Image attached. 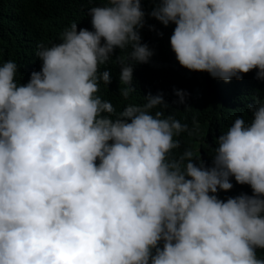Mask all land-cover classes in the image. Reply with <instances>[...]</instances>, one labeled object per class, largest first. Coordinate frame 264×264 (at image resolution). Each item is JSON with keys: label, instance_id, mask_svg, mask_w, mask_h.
<instances>
[{"label": "clouds", "instance_id": "clouds-1", "mask_svg": "<svg viewBox=\"0 0 264 264\" xmlns=\"http://www.w3.org/2000/svg\"><path fill=\"white\" fill-rule=\"evenodd\" d=\"M87 2L92 30L72 22L39 43L22 83L15 61L0 63V264H264V99L215 138L208 166L191 149L171 155L193 131L162 93L120 112L98 95L116 48H131L115 56L120 94L136 90L134 66L154 55L141 29L163 36L146 16L175 25L182 67L264 80V0ZM232 177L252 194L219 198Z\"/></svg>", "mask_w": 264, "mask_h": 264}, {"label": "trees", "instance_id": "trees-1", "mask_svg": "<svg viewBox=\"0 0 264 264\" xmlns=\"http://www.w3.org/2000/svg\"><path fill=\"white\" fill-rule=\"evenodd\" d=\"M93 6L96 4H90L87 0H0V49H3L0 63L9 59L15 61L19 66L16 78L22 83L27 71L37 68L36 61L39 58L36 57V51L39 43L48 46L58 43L59 34L72 22H77L78 29L84 27L92 30L91 17L87 11ZM142 7L147 13L152 5L142 3ZM146 20L147 24L155 25L157 30L163 32V36L149 30L147 25L141 29V42L154 49V55L148 63L134 66L133 86L136 90L130 93L128 99L120 94L119 89L125 85L119 83L120 67L115 56H125L131 48H116L113 59L101 65V71L110 70L112 81L108 87L101 82L98 95L110 101L120 112L128 104L145 103L144 96L149 92L153 95L162 93L176 119L193 131L191 136L188 132L174 136V139L181 141V147L174 149L171 155L176 157L185 149H191L194 154H201L206 164L211 166L215 138L226 132L237 117H243L246 123L251 121L252 113L248 111L247 105L254 102V97L264 99V80L256 78V70L243 74L241 80L233 78L225 82L211 77L207 72L190 71L182 67L170 46L175 25L165 27L147 16ZM174 89L188 93L184 104L178 103L179 97ZM230 179L234 192L231 194V190H221L217 193L219 198L252 194L250 186L237 184L234 177ZM257 254L264 258V249H258Z\"/></svg>", "mask_w": 264, "mask_h": 264}]
</instances>
